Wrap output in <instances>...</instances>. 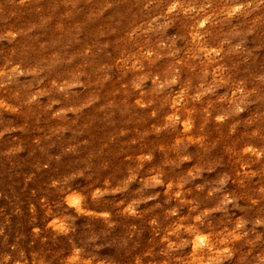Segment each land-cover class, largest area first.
I'll list each match as a JSON object with an SVG mask.
<instances>
[{
  "label": "clouds",
  "instance_id": "clouds-1",
  "mask_svg": "<svg viewBox=\"0 0 264 264\" xmlns=\"http://www.w3.org/2000/svg\"><path fill=\"white\" fill-rule=\"evenodd\" d=\"M0 264H264V0H0Z\"/></svg>",
  "mask_w": 264,
  "mask_h": 264
}]
</instances>
